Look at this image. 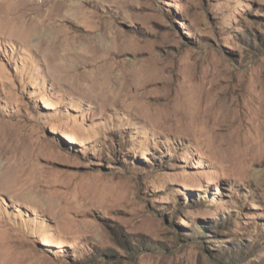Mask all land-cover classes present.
Wrapping results in <instances>:
<instances>
[{"label": "rangeland", "instance_id": "374dc122", "mask_svg": "<svg viewBox=\"0 0 264 264\" xmlns=\"http://www.w3.org/2000/svg\"><path fill=\"white\" fill-rule=\"evenodd\" d=\"M0 264H264V0H0Z\"/></svg>", "mask_w": 264, "mask_h": 264}, {"label": "bare ground", "instance_id": "6f19581e", "mask_svg": "<svg viewBox=\"0 0 264 264\" xmlns=\"http://www.w3.org/2000/svg\"><path fill=\"white\" fill-rule=\"evenodd\" d=\"M73 6H75V5H73ZM74 8H73V10H74ZM78 8H80V7H78ZM70 10H68V12ZM72 13H71V15H72ZM78 14H79V12H78ZM77 18H79V15H78ZM107 34H109V31H106V35ZM105 37L103 35L102 36H97V37L90 35V38H88L89 39L88 41H89V43L91 45L90 46L91 47V52H93L92 54L95 53V55L92 56V59L96 58V56H97L96 54H98V53L103 54L102 56L105 55L106 60L108 59L106 56H108V54L111 53L110 50H108V44H104V43L101 44V41H100V39H104ZM108 42L110 43V41H108ZM112 48H114V47H112ZM92 59H91V61H92ZM95 69H96L95 73H92L90 75L89 80L87 79V81L85 82L84 85L89 90L91 89V86H96V89L99 90V92L97 93V100L102 105H106L109 102H113V103L123 102L127 98V89H126V87H128V86H130L132 84V83H130L132 81L129 82V78L132 79V80H136L140 84H144L145 82H147L146 81L147 80V78H146L147 73L145 71H140L139 68H137V69L133 70V72L131 71L132 74L129 75V73H127L128 72L127 70L119 69L117 67V65L114 62H112V61L110 63L107 61L102 66L95 67ZM65 72H67V71H65ZM142 87H144V86H142ZM142 98H144L143 92L141 94H136L131 99H142ZM134 105L136 106V104H134ZM141 106L146 107L149 110V112L152 114V116H154V117L157 115L156 113H157L158 110H161V109L168 110L167 106L163 105V104H149V103L145 102L144 105L142 104ZM141 106H140V109H141ZM132 107H134V106H132ZM168 111L170 112V110H168ZM181 113H182L183 116L186 115L185 112H181ZM236 132H238V131H236ZM212 137L214 139H216V140L219 139V136H217V135H212ZM27 165L28 164L24 165L22 160L20 158H18L17 155L16 156H12V160L8 161V166H9L8 170L10 168H13V171H18L19 168H21L22 171L24 172L23 175H25V176L27 175V180H28V176L31 173L27 172V170H28V168H26ZM8 170H7V172H8ZM13 171H9V173L6 175V178H9L12 175ZM19 177L20 176L17 175V173H16L10 178V180H8L7 183L10 182V184H11L14 181H16V179L19 178ZM36 177L39 178L40 174L39 173L36 174L35 178Z\"/></svg>", "mask_w": 264, "mask_h": 264}]
</instances>
